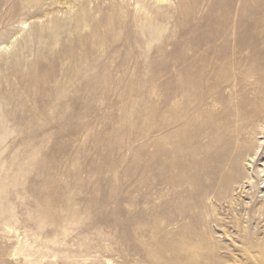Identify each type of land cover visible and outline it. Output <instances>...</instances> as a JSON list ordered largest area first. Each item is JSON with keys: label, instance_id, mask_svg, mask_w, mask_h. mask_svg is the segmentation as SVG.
<instances>
[{"label": "rangeland", "instance_id": "1", "mask_svg": "<svg viewBox=\"0 0 264 264\" xmlns=\"http://www.w3.org/2000/svg\"><path fill=\"white\" fill-rule=\"evenodd\" d=\"M143 1L0 0V264H264V0Z\"/></svg>", "mask_w": 264, "mask_h": 264}, {"label": "bare ground", "instance_id": "2", "mask_svg": "<svg viewBox=\"0 0 264 264\" xmlns=\"http://www.w3.org/2000/svg\"><path fill=\"white\" fill-rule=\"evenodd\" d=\"M158 1V0H157ZM160 2H162V4L160 5V8H163L164 5H165V2L167 0H159ZM155 2L156 0H149L148 2H145L143 1V5L145 8H150L152 7V3H154L155 5ZM152 5V6H151ZM169 9V8H168ZM245 21V20H244ZM221 33V32H220ZM214 34H212V37L210 38H215L213 36ZM207 41V39H206ZM240 45L242 46V44L240 43ZM197 49V48H196ZM221 50V49H220ZM219 51V50H218ZM201 52L200 50H188V51H185L182 55V58L180 60V62L178 63V68L180 70H183V71H186L187 73H182V76H181V84L185 85L186 87H188L187 89H189L188 91H194L196 88V84H198L197 82H199L202 78V74L200 75L199 74V70L202 68H204V65L206 64L207 60L209 59V56H211V54L208 56L206 55V53H199ZM204 52V51H203ZM212 52V51H211ZM215 52V50H214ZM221 52V51H220ZM209 53V52H208ZM219 53V52H218ZM222 54V53H221ZM227 54V53H226ZM214 55V53H213ZM216 55V54H215ZM219 55V54H218ZM227 56V55H226ZM225 57V56H224ZM217 58V57H216ZM214 58V59H216ZM220 58V57H219ZM212 59V58H211ZM209 59V61L211 60ZM144 61V60H143ZM213 61V60H212ZM216 61V60H215ZM221 62V61H220ZM147 63V62H146ZM155 63V62H154ZM153 63V64H154ZM213 66V63L214 62H211ZM210 63V64H211ZM215 63H218V60L217 62ZM222 65V64H221ZM221 65H217V66H221ZM209 67V64L207 65ZM215 66V65H214ZM223 66V65H222ZM206 67V65H205ZM216 68V66H215ZM214 68V69H215ZM220 68V67H218ZM213 70V69H212ZM183 89V88H182ZM191 94V93H190ZM182 95H183V92H182ZM183 102V101H181ZM186 105V104H185ZM188 106V104H187ZM187 109V108H186ZM185 110V109H184ZM198 110V109H197ZM243 114V113H241ZM203 115V114H202ZM185 118V117H184ZM181 119V118H180ZM179 121V120H178ZM177 122V121H176ZM180 124L182 125V119L179 121ZM200 123V122H199ZM202 124V123H201ZM189 125V124H188ZM187 125V127H188ZM199 125V124H198ZM244 126V124H243ZM241 127V126H240ZM246 127L243 128V130H241L239 132V135H240V140L241 138L243 139V141L241 142V144L239 146H237L236 148V151H237V154L234 156H230L228 151L225 152V155H228V158L231 159L234 157V162H233V165H232V172H228L226 173V177H225V180H228V179H231V178H234L235 180H238V179H241L243 177V174L242 173V164L240 166V162L242 163V159H243V155L245 152H247L249 150V147L247 146V144L245 142H247L248 138L252 135H250V133L248 131H245L244 132V129ZM219 129V128H218ZM249 129V128H248ZM217 130V129H216ZM247 130V129H246ZM225 133V132H224ZM252 133V132H251ZM226 134V133H225ZM249 134V136H248ZM256 134V133H255ZM253 134V135H255ZM223 135V134H222ZM225 136V135H224ZM229 136V135H228ZM239 138V137H238ZM228 139V138H227ZM239 140V139H238ZM182 141V140H181ZM250 151V150H249ZM263 155H260L259 156V160H261ZM240 166L239 170L237 169L238 167ZM218 168V165L216 166ZM235 170V171H234ZM264 171V170H263ZM263 177L264 175H256V184L257 186L259 185V182L261 180H263ZM190 181V180H189ZM227 182V181H226ZM228 183V182H227ZM187 184V183H186ZM185 186V185H184ZM234 187V186H233ZM213 216V215H212Z\"/></svg>", "mask_w": 264, "mask_h": 264}]
</instances>
